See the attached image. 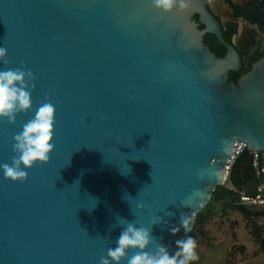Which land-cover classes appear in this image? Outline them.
Instances as JSON below:
<instances>
[{
    "label": "water",
    "instance_id": "1",
    "mask_svg": "<svg viewBox=\"0 0 264 264\" xmlns=\"http://www.w3.org/2000/svg\"><path fill=\"white\" fill-rule=\"evenodd\" d=\"M184 4L0 0V70L35 76L32 109L0 120V165L41 103L56 109L49 162L23 182L0 168V264H100L127 222L150 229L146 251L174 254L225 182L236 139L264 152V57L229 82L240 54L203 42L206 32L224 42L208 0Z\"/></svg>",
    "mask_w": 264,
    "mask_h": 264
},
{
    "label": "clouds",
    "instance_id": "2",
    "mask_svg": "<svg viewBox=\"0 0 264 264\" xmlns=\"http://www.w3.org/2000/svg\"><path fill=\"white\" fill-rule=\"evenodd\" d=\"M158 9L165 13L173 11L177 5L185 7L184 0H152ZM7 50L0 47V62L7 65ZM26 65L7 70H0V120H7L10 124L16 123V117L20 113H27L32 109L30 88H35V76L31 70H25ZM56 109L51 102H43L35 111L33 118L29 119L22 131L15 134L13 139L12 163L0 165L4 177L13 182L27 180L28 173L24 169H31L34 164H46L50 160V154L54 151V139ZM23 166V168H22ZM143 208V204H138ZM168 215H172L168 213ZM160 219L153 221V224ZM190 219L188 215H181V226L189 231ZM179 228L171 229L173 235L179 232ZM153 243L151 231L143 226L137 227L134 222H127L116 241L115 248H109L107 257H102L100 264H121L122 259L127 258V264H189L196 259V242L191 237L177 240V251L170 254L163 244L156 246L154 252L146 251ZM129 250H137L128 258Z\"/></svg>",
    "mask_w": 264,
    "mask_h": 264
},
{
    "label": "flooded vegetation",
    "instance_id": "3",
    "mask_svg": "<svg viewBox=\"0 0 264 264\" xmlns=\"http://www.w3.org/2000/svg\"><path fill=\"white\" fill-rule=\"evenodd\" d=\"M208 6L221 24L224 42L210 32L204 33L203 42L219 57L228 52V44L232 45L242 60L240 69L235 71L240 78L264 57V0H208ZM252 12L262 18L254 17ZM193 19L198 21L199 15ZM198 27L203 30L205 25L200 23Z\"/></svg>",
    "mask_w": 264,
    "mask_h": 264
},
{
    "label": "trees",
    "instance_id": "4",
    "mask_svg": "<svg viewBox=\"0 0 264 264\" xmlns=\"http://www.w3.org/2000/svg\"><path fill=\"white\" fill-rule=\"evenodd\" d=\"M209 37H211V35ZM239 76L240 74L238 72L230 71L228 81H237ZM258 181L259 178L252 165V153L249 150H245L231 164L226 181L214 190L211 200L197 214L194 228L189 233L188 237H191L196 242L197 232L200 226L209 221L211 217L217 213L218 208L223 214L227 215L230 208L243 216L255 241L259 244V250L264 251V223L260 221V219L264 217V208L249 207L239 203V194L232 189V187L235 186L239 189L249 188V190H251ZM235 224H237L236 221L232 223V225ZM234 235L236 237V233ZM238 250L244 251L245 247L243 245H235L230 251L229 262H232V258ZM190 264H196V262L192 260Z\"/></svg>",
    "mask_w": 264,
    "mask_h": 264
},
{
    "label": "rangeland",
    "instance_id": "5",
    "mask_svg": "<svg viewBox=\"0 0 264 264\" xmlns=\"http://www.w3.org/2000/svg\"><path fill=\"white\" fill-rule=\"evenodd\" d=\"M218 209L197 232L196 264H264V251L259 250L243 216L230 208L228 215ZM234 221L237 224L232 225ZM260 221L264 223V217ZM235 245H243L245 250H238L229 262L230 251Z\"/></svg>",
    "mask_w": 264,
    "mask_h": 264
},
{
    "label": "built area",
    "instance_id": "6",
    "mask_svg": "<svg viewBox=\"0 0 264 264\" xmlns=\"http://www.w3.org/2000/svg\"><path fill=\"white\" fill-rule=\"evenodd\" d=\"M245 150H249L248 143L237 138L233 146V155L228 160L229 164H228L227 177L229 174L231 164ZM249 151L252 153V165L256 170V175L259 178V181L252 187L251 190H249V188L239 189L235 186H233L232 189L238 192L240 197L239 203L247 205L249 207L264 208V152L259 150H249Z\"/></svg>",
    "mask_w": 264,
    "mask_h": 264
}]
</instances>
